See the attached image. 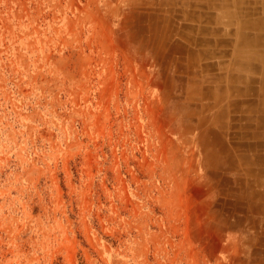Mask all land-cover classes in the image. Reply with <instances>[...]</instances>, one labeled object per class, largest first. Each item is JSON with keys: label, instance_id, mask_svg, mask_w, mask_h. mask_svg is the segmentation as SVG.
I'll list each match as a JSON object with an SVG mask.
<instances>
[{"label": "rangeland", "instance_id": "374dc122", "mask_svg": "<svg viewBox=\"0 0 264 264\" xmlns=\"http://www.w3.org/2000/svg\"><path fill=\"white\" fill-rule=\"evenodd\" d=\"M213 12L0 0V264H264L255 184L204 159Z\"/></svg>", "mask_w": 264, "mask_h": 264}, {"label": "crops", "instance_id": "0c3cea01", "mask_svg": "<svg viewBox=\"0 0 264 264\" xmlns=\"http://www.w3.org/2000/svg\"><path fill=\"white\" fill-rule=\"evenodd\" d=\"M208 1L203 0L216 5L217 12L200 16L218 19L224 60L217 85L204 90L203 97L215 98L208 128L221 131L222 151L204 159L217 162L221 173L251 178L257 186L251 184L248 200L264 204V0Z\"/></svg>", "mask_w": 264, "mask_h": 264}, {"label": "bare ground", "instance_id": "6f19581e", "mask_svg": "<svg viewBox=\"0 0 264 264\" xmlns=\"http://www.w3.org/2000/svg\"><path fill=\"white\" fill-rule=\"evenodd\" d=\"M241 40V39H240ZM264 106V105H263Z\"/></svg>", "mask_w": 264, "mask_h": 264}]
</instances>
